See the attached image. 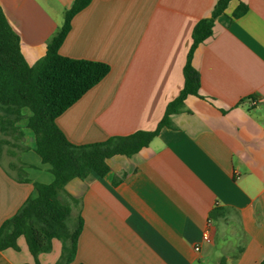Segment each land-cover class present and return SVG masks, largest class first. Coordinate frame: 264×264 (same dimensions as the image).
<instances>
[{
	"label": "crops",
	"instance_id": "obj_1",
	"mask_svg": "<svg viewBox=\"0 0 264 264\" xmlns=\"http://www.w3.org/2000/svg\"><path fill=\"white\" fill-rule=\"evenodd\" d=\"M218 1L92 0L76 14L60 53L111 71L57 118L68 139L87 144L157 129L184 88L194 28ZM74 2L0 0L30 65L46 55ZM192 63L199 95L187 96L169 126L137 153L109 158L105 176L65 186L72 217L83 218L71 264L264 261V0H231ZM26 108L16 129H0V227L38 195L36 182L55 180ZM217 208L223 215L211 217ZM208 228L212 242L203 241ZM18 244L0 251V264H36L24 236ZM62 247L54 239L40 264H56Z\"/></svg>",
	"mask_w": 264,
	"mask_h": 264
},
{
	"label": "trees",
	"instance_id": "obj_2",
	"mask_svg": "<svg viewBox=\"0 0 264 264\" xmlns=\"http://www.w3.org/2000/svg\"><path fill=\"white\" fill-rule=\"evenodd\" d=\"M91 1L75 0L65 13L62 29L49 42L46 55L34 65L27 62L21 49V37L0 6V129H16V121L23 116L22 109L28 107L32 112L29 127L36 136V151L43 162L51 165L55 175L50 184L36 182L38 195L30 197L13 217L1 225L0 251L8 248L18 250V239L24 236L36 264H40L41 253L51 251L54 239L63 244L56 264L75 261L83 218L79 215L74 219L71 205L61 199L65 186L74 179L86 178L92 172L105 176L110 171L109 158L116 154L133 155L149 145L163 126L171 124V115L182 109L187 96L199 95L201 77L192 63L194 51L213 34L217 16L225 11L231 0H219L212 16L201 19L195 26L192 47L184 67V88L168 104L157 129L114 136L102 142L75 144L56 120L111 71L109 63L73 58L59 51L71 30L73 18ZM245 10L239 7L235 16H240ZM222 215L218 208L211 213L213 218ZM220 264H227L226 257L221 258Z\"/></svg>",
	"mask_w": 264,
	"mask_h": 264
},
{
	"label": "built area",
	"instance_id": "obj_3",
	"mask_svg": "<svg viewBox=\"0 0 264 264\" xmlns=\"http://www.w3.org/2000/svg\"><path fill=\"white\" fill-rule=\"evenodd\" d=\"M214 239V232L212 228H208L203 233V241L212 242ZM196 250H200V245L196 246Z\"/></svg>",
	"mask_w": 264,
	"mask_h": 264
},
{
	"label": "rangeland",
	"instance_id": "obj_4",
	"mask_svg": "<svg viewBox=\"0 0 264 264\" xmlns=\"http://www.w3.org/2000/svg\"><path fill=\"white\" fill-rule=\"evenodd\" d=\"M26 111H29V109L26 108ZM12 139H14V138L12 137ZM61 199L64 202L67 201V197L63 193L61 194ZM218 228H219V236H218L219 237L218 238L219 245H218V247L221 249V251H223V247H224L223 241H225V240H224V237L222 236V228H221V226L219 225ZM227 243H229V242H227Z\"/></svg>",
	"mask_w": 264,
	"mask_h": 264
}]
</instances>
